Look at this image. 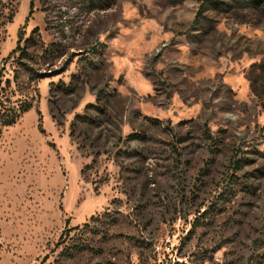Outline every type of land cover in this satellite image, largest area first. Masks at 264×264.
Here are the masks:
<instances>
[{"label": "rangeland", "instance_id": "1", "mask_svg": "<svg viewBox=\"0 0 264 264\" xmlns=\"http://www.w3.org/2000/svg\"><path fill=\"white\" fill-rule=\"evenodd\" d=\"M0 86V264H264V0H0Z\"/></svg>", "mask_w": 264, "mask_h": 264}, {"label": "trees", "instance_id": "2", "mask_svg": "<svg viewBox=\"0 0 264 264\" xmlns=\"http://www.w3.org/2000/svg\"><path fill=\"white\" fill-rule=\"evenodd\" d=\"M31 3L33 4V1H31ZM32 4L30 5L32 6ZM6 83L8 84L7 80H6ZM30 107L31 106L29 104H25L19 108H16L14 106L6 105V103L4 102L3 103L0 102V131L3 127H9L13 125L16 121H18L17 119H19L21 114L26 112ZM62 237L66 239L67 236L64 237L63 233H61L60 239Z\"/></svg>", "mask_w": 264, "mask_h": 264}]
</instances>
